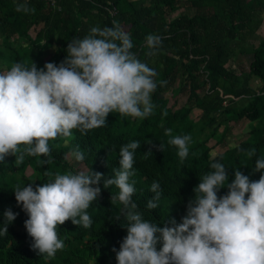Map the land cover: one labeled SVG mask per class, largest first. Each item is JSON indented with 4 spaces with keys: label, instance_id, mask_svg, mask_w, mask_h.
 I'll use <instances>...</instances> for the list:
<instances>
[{
    "label": "trees",
    "instance_id": "16d2710c",
    "mask_svg": "<svg viewBox=\"0 0 264 264\" xmlns=\"http://www.w3.org/2000/svg\"><path fill=\"white\" fill-rule=\"evenodd\" d=\"M24 2L0 0V72L10 70L16 63L30 67L32 62L38 69L47 62L59 64L72 39L84 38L92 27H112L115 20L130 34V51L155 69L157 87L151 95L154 111L144 119L113 112L106 118L105 126L86 134L73 129L69 137L49 140V156L25 155L23 162L16 164V157L8 155L0 162V229L6 223V210L18 213L7 225V233H0V264H117L116 252L127 235V221L120 211L123 206L111 199L119 189L115 185L104 188L103 183L104 179L114 177V169L119 168L121 146L132 141L140 142L134 155V175L129 180L135 181L132 201L137 204L136 211L159 227L172 218L179 224L188 201L194 198V187L204 174L212 171L209 163L213 156H209L207 141L213 139L214 144L224 145L225 134L217 136L214 128L209 127L214 121L212 112L220 107L216 91L223 82L232 96L222 107V113L229 119L246 118L248 123L243 140L214 155L228 172L226 185L217 195L227 193L235 169L251 181L259 180L262 173L254 169L256 160L264 159V39L252 48L249 62L248 74L261 82L256 90L248 87L247 78L238 80L228 67V52L240 43L239 34L253 33L261 24L264 0H56L54 6L43 0H26L35 12H17L16 4ZM179 6L191 7L194 12L178 13L166 20L165 15ZM30 29L34 30L33 36L29 35ZM149 34L162 38L152 56L147 55L145 38ZM14 35L22 41L14 39ZM178 78L187 86V100L180 112H170L159 104L157 95L173 88ZM206 88L208 94L203 93ZM190 98L195 100L193 104H188ZM193 108L200 112L193 115ZM168 128L172 129V136L192 137L183 163L177 149L168 144ZM159 144L164 145L162 151L153 147ZM77 146L84 153L85 169L103 174L99 183L101 193L86 210L91 226L84 228L71 220L58 225L57 235L65 246L53 258L45 259L31 249L33 240L24 227L28 216L17 205L13 191L17 185L32 183L35 187L51 182L57 174H75L66 154ZM252 148L255 155L249 158L247 151ZM149 150L151 154L145 155ZM27 168L29 175H25ZM154 181L159 182L161 195L158 207L150 210L146 205L155 195L150 191Z\"/></svg>",
    "mask_w": 264,
    "mask_h": 264
},
{
    "label": "clouds",
    "instance_id": "9594fccd",
    "mask_svg": "<svg viewBox=\"0 0 264 264\" xmlns=\"http://www.w3.org/2000/svg\"><path fill=\"white\" fill-rule=\"evenodd\" d=\"M16 11L27 14L35 9L25 0L16 4ZM112 25L92 27L84 38L72 39L59 64L47 62L38 69L32 62L30 67L16 63L0 73V162L8 155L16 157V164L25 155L49 156V140L69 137L73 129L86 134L105 126L113 112L139 119L153 113L151 95L157 87V73L130 51V34L119 22L114 20ZM145 40L147 55H155L162 38L149 34ZM165 135L171 137L168 144L177 149L183 163L192 137L172 136L171 128L165 129ZM139 147V141L121 146L119 168L103 183L104 188L115 185L119 189L111 199L123 206L120 211L127 221V235L116 252L117 264H264V159L255 162L254 171L262 173L258 181L235 169L227 193L218 197L228 172L213 156L212 171L194 187V198L188 201L181 222L172 218L159 227L144 220L132 201L135 181L129 180ZM153 147L162 151L164 145ZM253 155L255 149H249L247 156ZM71 156L77 162L85 158L79 146ZM102 177V173L85 169L57 174L53 181L35 187L32 183L15 187V201L28 216L24 227L33 240L32 250L51 259L65 246L57 235L58 225L71 220L74 225L91 226L86 210L100 196ZM150 191L155 195L146 207L154 210L161 195L158 181ZM17 215L11 209L4 212L6 223L0 233H7V225Z\"/></svg>",
    "mask_w": 264,
    "mask_h": 264
},
{
    "label": "rangeland",
    "instance_id": "374dc122",
    "mask_svg": "<svg viewBox=\"0 0 264 264\" xmlns=\"http://www.w3.org/2000/svg\"><path fill=\"white\" fill-rule=\"evenodd\" d=\"M249 1V0H248ZM194 9L188 6H179L175 11H172L170 14L165 15L166 20H170L175 17L178 13H187L192 14ZM150 23V20L146 21ZM123 30L126 27L121 26ZM33 29L29 30V35L33 36ZM241 37L240 43L232 48L228 52V67L232 69L237 76L238 80H242L247 78V85L251 90H256L259 88L261 82L260 80L252 75L248 74L249 71V62L251 60V50L258 43L259 40L264 39V18L261 21V24L253 33H245L239 34ZM14 39L18 41H22V38ZM45 57V54L43 55ZM6 72V71H3ZM0 72V73H3ZM209 90L204 89L203 93H207ZM217 95L220 100V107L218 110L213 111L212 115L214 116V121L209 125L210 128H214L217 136L225 134L224 136V145L214 144L213 139H209L207 141V145L210 147V155L214 156L215 154L221 152L223 149L231 147L246 137L247 134V119H229L228 116L222 113V107L225 105L228 98L232 96V91L227 85V83L223 82L219 85L217 89ZM208 94V93H207ZM188 90L185 82L181 79H177L175 82V86L173 88H169L162 94L157 95V99L160 105L165 106V108L170 112H180L183 109V105L187 100ZM194 99L190 98L188 104H193ZM193 115H197L200 110L198 108H193ZM228 129V130H227ZM62 148H65L62 145ZM66 160L68 161L73 172L83 171L85 167L82 162H77L71 156V152L66 154ZM30 174V169L27 168L25 170V175Z\"/></svg>",
    "mask_w": 264,
    "mask_h": 264
},
{
    "label": "built area",
    "instance_id": "2783aa9c",
    "mask_svg": "<svg viewBox=\"0 0 264 264\" xmlns=\"http://www.w3.org/2000/svg\"><path fill=\"white\" fill-rule=\"evenodd\" d=\"M45 2H47L50 6H54L56 4V0H43ZM114 11H111V14H113Z\"/></svg>",
    "mask_w": 264,
    "mask_h": 264
}]
</instances>
